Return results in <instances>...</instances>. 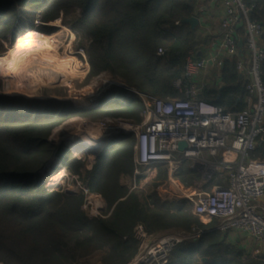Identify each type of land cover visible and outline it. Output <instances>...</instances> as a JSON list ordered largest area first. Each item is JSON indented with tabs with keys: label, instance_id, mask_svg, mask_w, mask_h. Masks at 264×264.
I'll return each instance as SVG.
<instances>
[{
	"label": "trees",
	"instance_id": "trees-1",
	"mask_svg": "<svg viewBox=\"0 0 264 264\" xmlns=\"http://www.w3.org/2000/svg\"><path fill=\"white\" fill-rule=\"evenodd\" d=\"M243 1L253 7L249 19L264 26V0ZM196 2L0 0V41L12 43L29 33L51 34L55 29L49 22L78 9L79 17L71 28L89 42L86 80L106 73L147 94L181 97L172 83L181 77L185 58L199 56L196 27L191 29L184 22L197 16ZM36 12L41 25L33 27L25 16H32L29 21H33ZM159 47L165 50L162 56L156 55ZM220 73L223 89L212 85L201 99L235 112L243 93L235 60H226ZM261 76L264 82V62ZM142 109L139 100L116 93L89 106L0 95V264H91L95 256L99 264H126L137 252L132 232L138 223L148 234L203 228L186 199L163 201L158 197L156 187L167 179L165 166H157L155 177L141 188L129 191L121 184L122 176L133 173V136L106 144L90 170L85 168L86 155L77 158L66 151L60 156L61 145L51 140L53 130L71 117L137 123ZM258 150L264 155L263 145ZM56 158L90 193L100 195L104 217L87 216L82 191L45 187L39 173ZM222 177L216 174L207 184H218ZM173 178L190 185L200 175L185 163ZM215 224L210 218L209 225ZM225 236L215 230L203 231L177 244L166 264H264V253H247Z\"/></svg>",
	"mask_w": 264,
	"mask_h": 264
},
{
	"label": "built area",
	"instance_id": "built-area-1",
	"mask_svg": "<svg viewBox=\"0 0 264 264\" xmlns=\"http://www.w3.org/2000/svg\"><path fill=\"white\" fill-rule=\"evenodd\" d=\"M219 3L221 34L207 43L202 57L187 56L181 77L172 83L182 97L163 99L124 83L112 82L108 90L124 89L125 96L139 100L143 109L137 123L119 118L98 123L109 136L100 142L108 144L133 136L134 177L140 175V169L163 165L173 171L184 162L200 172L204 179L215 172H225V185L210 192L188 194L179 191V196L191 204V211L197 217L217 221L212 230L244 235L264 247V205L260 203L264 197V161L249 158L256 149L257 139L264 134L261 76L264 26L249 19L253 7L246 6L243 0H219ZM35 19H38V12ZM164 53L162 47L156 49L157 56ZM222 55L235 57V70L243 78V107L239 111L225 112L222 107L198 97L201 88L194 80L195 74L219 72L223 65ZM180 143L185 144L184 148L179 149ZM70 149L79 152L83 145ZM60 167L58 164V169ZM76 184L78 191L84 194L82 209L87 216L104 217L105 207L100 195L90 193L79 181ZM201 233L193 229L190 233L172 232L152 240L138 223L132 232L137 252L126 264H166L177 244Z\"/></svg>",
	"mask_w": 264,
	"mask_h": 264
},
{
	"label": "rangeland",
	"instance_id": "rangeland-1",
	"mask_svg": "<svg viewBox=\"0 0 264 264\" xmlns=\"http://www.w3.org/2000/svg\"><path fill=\"white\" fill-rule=\"evenodd\" d=\"M79 14V10L74 9L66 16H60L49 22L48 25L55 29L51 34L29 33L12 43L7 40L0 41V95L17 96L30 100L69 101L75 106L73 100L87 94L95 95L96 98L102 96L99 100L107 94H125L124 89L108 90V86L112 82H121L109 74L101 73L86 80L89 63L85 47L89 42L71 28V22L78 18ZM31 17L25 16L27 24H31L33 27L41 25L39 18L29 21ZM63 58L68 61L64 62ZM61 59L64 61L62 62ZM85 59L87 63H85ZM95 103L96 101L90 105ZM107 119L113 118L93 120L90 117L75 116L65 120L51 134V140L55 141L57 145L61 144L60 156L71 150L69 146H64L65 138L76 129V126L105 123ZM104 132L107 133V131ZM93 146L92 143H86L83 144V149L79 152H70L80 158L84 155L87 156L89 149ZM53 168H55L56 174L60 170L62 173L53 183H49L47 176H50L49 169ZM152 170L143 169L145 175H149ZM75 177L64 168L58 169V164L48 167L47 172L39 173V178L46 188L61 189L66 192L78 190L76 181L79 180ZM177 194L181 195L179 192ZM227 237L230 240L232 235L229 234ZM89 262L99 264L97 256L91 258Z\"/></svg>",
	"mask_w": 264,
	"mask_h": 264
},
{
	"label": "crops",
	"instance_id": "crops-1",
	"mask_svg": "<svg viewBox=\"0 0 264 264\" xmlns=\"http://www.w3.org/2000/svg\"><path fill=\"white\" fill-rule=\"evenodd\" d=\"M195 13L197 14L196 18L198 19V24L196 25V30H195V36H196V41H197V53H199V56L202 57L204 52L206 51V45L209 43L210 40L216 39L219 37L220 33V28H219V18L221 16V7L219 0H197L196 2V7H195ZM239 34L241 35V30H239ZM262 39L264 41V37L262 36ZM197 56V57H199ZM222 60L223 64L226 60H235V57L233 56H228V55H222L220 57ZM223 66V65H222ZM222 68V67H221ZM221 69L219 72L216 71H211L209 73H203V72H197L194 76V80L196 84H198L201 88L200 92V98L201 94L210 89L212 85H218L220 86V76H221ZM241 78V76L239 75ZM243 79V78H242ZM219 89V91H220ZM181 95V94H180ZM182 97V95H181ZM242 94L238 97L237 100V105H238V110L239 111L243 107V103L241 100ZM263 145L264 146V134H262L256 142V149L253 153L250 155V160H256V161H264V155L260 156L258 153L259 150L258 148ZM96 156L94 155H87L84 160H85V168L86 170H90L95 163ZM58 161V164H60V161L58 158L53 160L51 163ZM187 162H184L180 164L175 170L169 171L167 169V179L163 183L159 184V186L156 187V193L158 197L161 200H178L182 199L179 194H177L179 191L180 192H185L188 194H194L197 192H210L212 191L215 187L217 186H223L227 183V174L225 172H215L213 173L208 179H204L203 175L195 171L194 169L191 168L190 164H188L189 168L195 172H197L200 175V178L197 180H193L190 185H183L181 184L178 180H175L173 178V173L178 171V169ZM51 165V164H50ZM48 165V167L50 166ZM160 166V165H158ZM44 169L43 171L47 172V168ZM157 167V166H156ZM156 167L151 171L149 175H145V171H141L140 169V175H137L134 177L133 173L129 176L121 177L120 182L122 185L126 186L129 191L141 188L145 183L148 181L152 180L157 171ZM62 168V166H61ZM133 172H134V166H133ZM150 172V171H149ZM225 175L222 177V179L217 180L219 181L218 184H211L208 185L207 182L214 177V175ZM213 176V177H212ZM77 177V176H76ZM80 182V181H79ZM178 191V192H177ZM77 191L73 193H77ZM103 200V199H102ZM104 203V201H103ZM260 203L264 205V197L260 200ZM105 207V204H104ZM199 221L203 224V228L197 229L199 232L203 231H210L212 230L215 225L217 224V221L215 220L216 224L215 225H209V219L207 217H198ZM196 231V230H195ZM176 232H181V231H176ZM168 233L172 232H157L154 234H149L151 235V239H158ZM175 233V232H173ZM232 235V238L229 240L228 235ZM225 237L227 238V241L234 242L237 246L240 248L244 249L247 253L251 254H259V253H264V247L259 244L258 242L254 241L253 239L244 236V235H239L236 233H225Z\"/></svg>",
	"mask_w": 264,
	"mask_h": 264
},
{
	"label": "bare ground",
	"instance_id": "bare-ground-1",
	"mask_svg": "<svg viewBox=\"0 0 264 264\" xmlns=\"http://www.w3.org/2000/svg\"><path fill=\"white\" fill-rule=\"evenodd\" d=\"M9 52H11V51H9ZM64 60L61 59L62 62L68 61V59L67 60L64 59ZM38 62H39V60H38ZM101 97L102 96H100V97L98 96L96 98L95 95H88L87 94L86 96L75 98L73 100V103L75 104V106H87V105L92 104L94 101L97 102ZM95 98H96V100H95ZM108 137H109L108 134L105 133L104 130H102L100 128L98 123L85 124V125H82L79 127L76 126V129L73 132H71L67 136V138H65L64 146H69V148H70L72 146H78V145H83L86 143H92L94 145L93 147H96V146H100L98 144L100 141L107 139ZM52 161L53 160H51L50 163L48 164V165L51 164L49 167H52V166H55L58 164V161L51 163ZM48 165H47V167H48ZM49 173H50V176H47L48 177L47 179L49 180V183H53L58 178V176H60V174L62 173V170H60L59 173L56 174L55 171H52L51 169H49Z\"/></svg>",
	"mask_w": 264,
	"mask_h": 264
},
{
	"label": "water",
	"instance_id": "water-1",
	"mask_svg": "<svg viewBox=\"0 0 264 264\" xmlns=\"http://www.w3.org/2000/svg\"><path fill=\"white\" fill-rule=\"evenodd\" d=\"M184 22L188 23L190 25L191 29H194L196 27V25L198 24V19L196 17H190L188 19H185ZM221 89H223V87H221ZM198 97H200V96H198ZM99 143H100L99 144L100 146L97 149L89 150L88 151V155H94V156L97 157L101 153V151L105 147L106 143H102V142H99ZM184 146H185L184 143H180L179 144V149L184 148Z\"/></svg>",
	"mask_w": 264,
	"mask_h": 264
}]
</instances>
